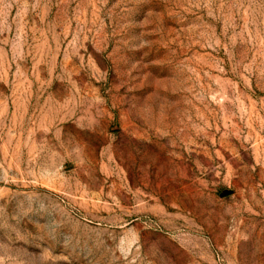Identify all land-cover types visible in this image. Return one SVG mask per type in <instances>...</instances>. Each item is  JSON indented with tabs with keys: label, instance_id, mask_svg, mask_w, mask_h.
Returning a JSON list of instances; mask_svg holds the SVG:
<instances>
[{
	"label": "rangeland",
	"instance_id": "rangeland-1",
	"mask_svg": "<svg viewBox=\"0 0 264 264\" xmlns=\"http://www.w3.org/2000/svg\"><path fill=\"white\" fill-rule=\"evenodd\" d=\"M0 264H264V0H0Z\"/></svg>",
	"mask_w": 264,
	"mask_h": 264
}]
</instances>
